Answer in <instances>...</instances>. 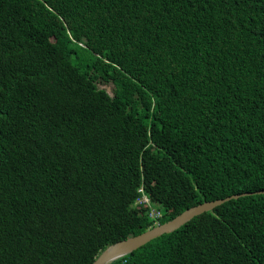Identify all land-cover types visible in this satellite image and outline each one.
Returning <instances> with one entry per match:
<instances>
[{"label": "trees", "instance_id": "obj_1", "mask_svg": "<svg viewBox=\"0 0 264 264\" xmlns=\"http://www.w3.org/2000/svg\"><path fill=\"white\" fill-rule=\"evenodd\" d=\"M257 191L264 0H0V264H92ZM111 264H264V194Z\"/></svg>", "mask_w": 264, "mask_h": 264}, {"label": "water", "instance_id": "obj_2", "mask_svg": "<svg viewBox=\"0 0 264 264\" xmlns=\"http://www.w3.org/2000/svg\"><path fill=\"white\" fill-rule=\"evenodd\" d=\"M264 194V191H257V192H250V193H242L239 195H232L228 196L223 199H217L213 201L203 202L201 204H198L196 206L190 207L186 210H184L179 215L175 216L171 220L155 225L150 229H147L146 231L135 235L128 237L124 240L118 241L108 247H106L92 262V264H111L113 261L122 258L126 255L131 254L138 248L142 247L149 241L163 235V234H169L187 222H189L194 217L204 213L212 211L214 208L222 205L223 203L231 200V199H238L242 196L252 195V194Z\"/></svg>", "mask_w": 264, "mask_h": 264}, {"label": "rangeland", "instance_id": "obj_3", "mask_svg": "<svg viewBox=\"0 0 264 264\" xmlns=\"http://www.w3.org/2000/svg\"><path fill=\"white\" fill-rule=\"evenodd\" d=\"M98 88L105 90L110 96L113 95V85L111 83H102L97 84Z\"/></svg>", "mask_w": 264, "mask_h": 264}, {"label": "built area", "instance_id": "obj_4", "mask_svg": "<svg viewBox=\"0 0 264 264\" xmlns=\"http://www.w3.org/2000/svg\"><path fill=\"white\" fill-rule=\"evenodd\" d=\"M139 192H142V190L140 189ZM136 203L139 205H148L149 201L144 195H142L139 199L136 200Z\"/></svg>", "mask_w": 264, "mask_h": 264}, {"label": "bare ground", "instance_id": "obj_5", "mask_svg": "<svg viewBox=\"0 0 264 264\" xmlns=\"http://www.w3.org/2000/svg\"><path fill=\"white\" fill-rule=\"evenodd\" d=\"M224 204V203H223ZM138 250V249H137Z\"/></svg>", "mask_w": 264, "mask_h": 264}]
</instances>
